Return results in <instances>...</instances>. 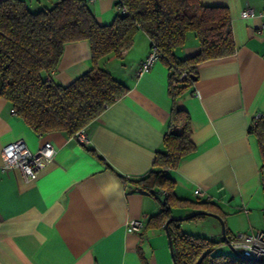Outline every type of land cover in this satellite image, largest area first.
I'll return each instance as SVG.
<instances>
[{
  "label": "crops",
  "instance_id": "0c3cea01",
  "mask_svg": "<svg viewBox=\"0 0 264 264\" xmlns=\"http://www.w3.org/2000/svg\"><path fill=\"white\" fill-rule=\"evenodd\" d=\"M22 1L38 10L54 0ZM116 1L88 4L100 25L115 19ZM200 2L228 8L236 51L199 64L197 80L178 98L191 119L194 150L166 174L175 183L177 198L218 207L231 241L240 233L264 231L262 158L256 138L248 133L257 116L264 115V0ZM246 9L255 16L241 18ZM151 44L139 31L119 58L99 62L128 91L89 124L88 145L63 132L34 133L0 98V264H173L164 225L150 221L161 211L163 193L155 187L153 196L133 184L153 167L173 103L162 62L137 75ZM198 52L190 35L177 53L190 58ZM90 68L89 43H68L51 79L67 86ZM17 140L31 152L46 142L55 150L34 180L2 168V148ZM174 211V219L195 214L191 209ZM137 220L142 229L129 232L127 224ZM201 222L194 225L197 232L185 233L223 238L217 219ZM222 245L227 244H220L216 254H222Z\"/></svg>",
  "mask_w": 264,
  "mask_h": 264
},
{
  "label": "trees",
  "instance_id": "16d2710c",
  "mask_svg": "<svg viewBox=\"0 0 264 264\" xmlns=\"http://www.w3.org/2000/svg\"><path fill=\"white\" fill-rule=\"evenodd\" d=\"M122 4L125 14L117 12L110 24L100 25L86 0H54L38 10H32L22 0H1L0 98L34 133L63 132L73 136L127 93L128 88L99 62L110 56L119 58L132 45L137 32H144L151 46L157 48L158 61L168 69V95L173 102L153 167L146 178L133 182L139 191L154 196L153 189L158 187L163 193L161 211L150 219L151 223L159 226L171 220L168 233L173 264H264L216 254L215 249L225 242L223 238L216 241L183 232L184 221L204 218L199 212L215 214L222 221L223 216L209 201L177 198L175 183L166 174L194 150L191 119L177 104L178 98L193 84L192 78L197 80L199 64L236 51L228 8L205 6L200 0H123ZM190 34L199 52L181 58L177 52L186 45ZM77 41L89 43L91 68L67 86L57 84L51 74L63 48ZM181 73L187 77L178 82ZM248 133L257 140L264 172V115L252 122ZM176 209H191L195 214L173 220L172 211Z\"/></svg>",
  "mask_w": 264,
  "mask_h": 264
},
{
  "label": "built area",
  "instance_id": "2783aa9c",
  "mask_svg": "<svg viewBox=\"0 0 264 264\" xmlns=\"http://www.w3.org/2000/svg\"><path fill=\"white\" fill-rule=\"evenodd\" d=\"M87 4H93L97 0H86ZM123 0L116 1V10L120 15L127 12L125 6L122 4ZM255 13L252 9H246L241 12V18L247 19L254 17ZM260 16V15H259ZM264 31V24L260 26V32ZM159 54L155 46H151L148 56L142 61L138 67L137 75L148 73L154 64L158 61ZM186 73H181L178 77V82L185 80ZM12 113L13 110H11ZM261 117L257 116L256 119ZM87 128H83L73 135V138L81 145L89 144V134L86 132ZM55 150L53 146L46 142L36 152H31L27 149L24 141L17 140L5 145L1 150L2 168L6 171L17 169L25 180H34L37 178L39 172L48 165L54 158ZM194 194L201 196L199 190H195ZM143 223L140 220L130 221L127 224L129 232H140ZM228 245L242 258L250 261L264 260V231H256L251 233L237 234Z\"/></svg>",
  "mask_w": 264,
  "mask_h": 264
},
{
  "label": "rangeland",
  "instance_id": "374dc122",
  "mask_svg": "<svg viewBox=\"0 0 264 264\" xmlns=\"http://www.w3.org/2000/svg\"><path fill=\"white\" fill-rule=\"evenodd\" d=\"M190 35H192V34H190ZM155 195H156V198L158 200H161L160 197H158V195L156 193H155ZM174 213H178V212L175 210ZM201 221H213V217L204 216V218L198 219L196 221L183 222L182 223V231L183 232H197V231H194V230H196V228H194L195 227L194 225H199V223H202ZM189 234H193V233H189ZM216 241H219V239H217ZM220 247H224V249L220 251L222 254L234 255V251H233V249L230 248L229 245H222ZM220 252H218V253H220Z\"/></svg>",
  "mask_w": 264,
  "mask_h": 264
},
{
  "label": "water",
  "instance_id": "95a60500",
  "mask_svg": "<svg viewBox=\"0 0 264 264\" xmlns=\"http://www.w3.org/2000/svg\"><path fill=\"white\" fill-rule=\"evenodd\" d=\"M194 81L196 80L195 78H192ZM197 214H201V215H204V216H210V217H213L215 219H217L220 223V226H221V233H222V236H223V239L225 240L226 244L228 245L229 241L226 237V232H225V225L223 223V221L221 220L220 217H218L217 215L215 214H211V213H206V212H199ZM173 220H184V219H173ZM171 220H168L165 225H164V228H165V232H166V235H167V238H168V242H169V247H170V251H171V240H170V237H169V233H168V224ZM231 248V247H230ZM234 251V250H233ZM234 255L236 256H240L242 257L238 252L234 251ZM171 257H172V252H171ZM259 262H264V260H261Z\"/></svg>",
  "mask_w": 264,
  "mask_h": 264
}]
</instances>
